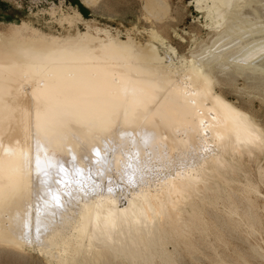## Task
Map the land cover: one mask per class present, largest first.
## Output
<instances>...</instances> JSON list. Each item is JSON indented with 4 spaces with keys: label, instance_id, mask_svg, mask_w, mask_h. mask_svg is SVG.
Returning <instances> with one entry per match:
<instances>
[{
    "label": "bare ground",
    "instance_id": "bare-ground-1",
    "mask_svg": "<svg viewBox=\"0 0 264 264\" xmlns=\"http://www.w3.org/2000/svg\"><path fill=\"white\" fill-rule=\"evenodd\" d=\"M205 8L216 21L213 29L219 35L216 39L214 37L209 47L204 46L205 53H201L202 57L198 55L199 53L195 56L191 55V59L183 57L179 67H175L176 63L173 61L165 63L162 56L147 51L150 49L147 44L145 48L148 49L142 51V48L134 47L133 42L125 43L123 40L118 44L121 49L126 46L124 49L127 51L122 52L118 49L120 52H115L111 48L115 41L103 40L104 38L102 39L98 34L100 31L98 33L90 29L84 31L85 33L78 31L74 20L69 17L59 21L64 28L60 35L39 30L46 41L54 43L53 46L50 44L47 47L46 44L45 48L42 46L41 49L35 47L26 50L22 46L18 48L19 44L15 46L17 48H11L0 43V222L5 221L4 216L7 212L12 214L9 225L6 224L7 222L5 225L0 224V246L12 244L15 247L17 245L16 248L19 249L24 245L22 235L25 232L21 226L25 227L29 224L31 210L28 209L31 205L29 202L31 192L34 196L32 197L36 220L37 216L44 214L46 217L45 214L49 215L59 208L52 200V196L64 194L68 182L66 178L57 177L59 175L55 174L57 176H54L53 181L58 188L52 194H48L44 182L45 174L42 173L44 169L52 166L49 164L47 167L45 163L38 164L37 161L46 158L55 161L54 163L60 162L65 171H70L67 159L70 154L76 153L77 168L81 170L82 177L87 179L89 163L96 158V155L95 152L87 153L88 155L85 153L90 160L84 158L85 154L82 155L84 148L99 149L101 159H96L104 164L107 162L106 159H110L109 156L105 158L110 147L115 151L107 163L117 159L121 145L131 146L130 143H125L127 138L128 142L134 141L132 143L137 145L136 140L142 137L139 141L142 142L140 145L147 142L155 143L159 148L157 151H160L162 156L165 151L169 155L177 151L179 155L188 158L190 163L192 162L191 165L184 167L185 169L182 167V170H178L159 189L151 190V187L146 190L140 188L141 191L134 190L124 206H121L113 191L105 190L106 194H96L95 197L85 195L86 199L81 200L71 216L68 215L66 219L62 217L70 224L69 228L66 227L69 232L64 231L62 225L51 228L53 231L50 230L49 234L47 231L44 232L45 235L42 233L44 236L40 232L38 235H41L42 238L39 239H42V243L39 246L43 247L41 249L46 254L58 250L64 264H90L96 259H100L99 262L102 264H112V262L114 264H177L174 255L164 249L165 242L171 240L177 243L181 240L187 243L193 239L194 223L199 221L195 217L191 224H183V228L177 229L166 225L173 196L184 192H189L192 196L199 194L206 196L207 193H219L225 190V183L221 181L224 166H228L235 158L255 159L264 150V127L261 123L252 114L230 102L222 92L216 91V87L223 83L219 77L231 73L249 80L246 82H260L264 85V62L259 60L260 52L258 53L264 49V0H207ZM27 43L30 45L28 40ZM118 44L115 45L118 47ZM131 48L132 51L128 50ZM153 49L155 50L154 47ZM206 53L208 55L203 58V54ZM133 55L137 58L139 55L138 61H143L147 57L152 58L147 62L145 60L146 66L140 64L145 66V70L141 72L131 66L133 72L127 63L118 68L117 59L125 60ZM129 58L133 60L132 57ZM132 64L135 66L137 63L132 62ZM26 82L29 83L28 86ZM24 84L28 88L25 89ZM251 89L256 90V88ZM108 107L113 111H109V114L104 111L103 114L104 108ZM100 112L101 115H107V118L102 117L106 120V125L103 124L105 120L102 121L103 119L98 115ZM74 113L81 116L85 114L87 120L94 117L92 114L95 115L94 118H99L98 121L93 119L89 123L85 117H77ZM115 125L117 128L113 129ZM129 134L131 136L133 134V138ZM108 139L107 143L110 147L106 149L105 140ZM155 144H152L153 147ZM211 146L213 149L209 151ZM204 152L206 157L202 155ZM194 155L199 156V160H194ZM200 156L203 158L200 159ZM130 158L128 159L131 160ZM100 164L96 163L95 168L93 167L96 175L101 174V169L104 168ZM99 165L102 167L101 171L98 169ZM104 176L106 179L110 178ZM56 181L61 183L58 184ZM75 183L74 185H78ZM251 189L253 196L254 194L264 196L259 191L261 188L251 187ZM212 195L216 197L215 194ZM238 196L231 190L225 196L227 200L225 208L234 213L232 207L236 205L240 207L244 198V202L248 203L245 213L248 221L253 222L257 217L259 218L257 212L259 206L254 203L255 200L250 197L245 198L246 195L245 197L240 195L242 198ZM18 198L23 200L20 201ZM74 201L73 203L76 204ZM27 206H29L26 209L28 211H25ZM12 207L16 210L15 213L9 209ZM60 208L65 207L63 208L62 205ZM214 215L207 220L208 223H212L215 227L222 223L223 226H227L228 222L220 223L221 220ZM1 217L5 219L2 220ZM45 220L47 221L48 218ZM248 221L243 222L244 226H247ZM36 222L35 225L39 221ZM62 222L63 220L60 224ZM39 225H36V228ZM2 226L8 231L2 232ZM28 226L25 231L28 230ZM231 228L234 230L233 227ZM221 231L224 232V229L221 228ZM225 232L227 233L226 230ZM44 245H48L50 249ZM261 249L256 243L250 248L257 259L264 260ZM156 256H159L158 263L155 260Z\"/></svg>",
    "mask_w": 264,
    "mask_h": 264
},
{
    "label": "rangeland",
    "instance_id": "rangeland-1",
    "mask_svg": "<svg viewBox=\"0 0 264 264\" xmlns=\"http://www.w3.org/2000/svg\"><path fill=\"white\" fill-rule=\"evenodd\" d=\"M206 1L207 0H0V38H1L0 43L4 45H8L11 48L12 47L14 48L17 44H19V46L17 45L18 48H21L22 46L23 48L25 47L26 50L27 48L35 49V47L39 49L42 46H43L42 48H45L46 44L47 47H49L50 44L51 46H53L54 43L46 41L45 38L41 35V32L39 30L45 33H48L50 31L55 35H60L64 31V28L62 25L59 24V21L63 18L69 17L74 20L76 24L75 25L76 29L82 33L87 32L88 29H90L94 33H98L100 31L98 34L102 39L104 38L103 40H112L113 42L118 41L117 43L114 42L111 45L112 46L111 48L115 52H120L118 51V49L122 50V52L124 50L127 51V49H124L126 48V46L123 47V49H121L122 47H120L118 44V43H122L123 40L125 43L133 42L134 47H138L139 49L142 48V51L143 49H146L145 46L148 45V48L150 47V49L147 50L148 49L147 48L146 49L147 51H151L150 53L152 52L156 53V55L160 57L162 56L165 63L173 61V63H176L175 67H179V64L181 65V63L183 62L182 60L183 57H185L186 59H191L192 58L191 55L195 56L198 53H199L198 55L202 57L201 53H205L203 52L205 47H209L212 44L210 42L214 40V37L216 39L219 35L213 29L216 21L211 18L210 14L208 13V10L205 8ZM259 14H262V12H259ZM108 33H110V35ZM27 40L30 43V45L27 43ZM115 44H118V47ZM151 44L152 45L154 44L153 47L155 48V50L153 49ZM128 50L132 51L133 49L131 48ZM156 50L157 52H155ZM258 53L260 54L259 60L261 62L262 61L264 62V56H263L264 49L258 51ZM207 55H208L207 53L203 54V58ZM129 57H132L133 60H130L131 58ZM129 57H128L129 60L128 58H126L125 60L122 59L116 60L118 61L119 69L122 67V64L127 63L129 67L132 66L133 68H135L134 70L136 71L139 70L141 72V70L142 71L145 70V66H146L145 60L147 62L152 58V57L144 58L143 60L144 62H143V61H138L140 60L139 55L138 58L137 56L134 55ZM132 62L135 64L137 63L136 65L134 64L136 67L133 66ZM140 64L142 65L144 64L145 66L143 67ZM132 67L130 69L134 72ZM123 78L124 77H122V79ZM219 80H221L223 83L216 87V91L222 92L230 102L236 104L237 106L243 108L244 110L252 114L264 127V85L260 82L259 83L246 82L249 80L244 79V77L243 78L239 77L233 73L225 77L221 76V78L219 77ZM26 85L28 86L29 83H27ZM26 85L24 84L25 89L28 88L26 87ZM251 88L254 89L256 88V90H253ZM255 91H258L259 93ZM107 109L104 108V110L102 111L103 114L104 111L106 114H109L111 111H113L110 108L108 109V111H106ZM102 112H100V114L98 115L101 116V118L102 117L104 118V116L106 117L107 115H101ZM74 115H76L77 117L81 116L78 115L77 113H74ZM82 116L85 117V114ZM88 116L91 117V115ZM92 116L95 117L94 114H92ZM94 117H91L92 119L90 118V120L96 119ZM97 119L96 121H98ZM85 120L90 123V120H87L86 117ZM104 120L105 119H103L102 121ZM104 123L106 125V120L105 122H103V124ZM110 126H112V124H110ZM116 128L117 126L115 125L113 129ZM129 136L133 138L132 137L133 134L132 136L131 134H129ZM141 138L142 137H140L139 139L138 137L137 139L138 142L136 140L138 146L132 143L134 141L128 142L127 141L128 138H127L126 142L125 141L124 142L127 144L130 143L131 146H129V144L126 145L125 143H123L125 145L124 146L121 145V147L118 149V152L116 151L118 153L117 159L109 163L107 162L110 161V159L113 157L112 154L114 153L115 150L114 151L111 150L112 148L109 146L110 144L107 143V141L109 142V139L105 140L106 142L105 141L104 142L106 144L105 145L106 149L107 147H110V150H108L106 153L107 155L105 154V158L109 156L110 159L109 160L106 159L107 162L102 164L103 162H101V160L96 159V158H100L101 155L99 157L95 156L96 158L91 160L90 162L92 165H90L89 163L90 169L88 168L89 174L87 179L85 177L84 178L82 177L81 170L77 168L78 163H77V155H75L76 153L70 154L69 157L70 159L69 158L67 159L68 169H70V171L64 170L63 172H60V166H61L60 162L59 164L58 162H56L57 163L56 164L54 163L55 161H50L46 158H42L43 160L41 159L39 163H45L46 165H48L47 167H49V164L52 166L50 168H47L46 170L44 169L43 170L44 172L42 173L45 174L44 182L47 185L46 191L48 194H52L56 190V188H58L54 183L55 181H53L54 176L56 177L57 175H59L57 177L60 178L64 177L68 182L65 186L66 189L64 188L65 189L64 194L62 193L61 195H59L60 205L61 206L63 205V208L64 207L65 208L61 209L59 206L60 209L58 208L56 211H52L51 212L52 215L49 213V215L45 214L46 217H44V214H41L40 217L37 216L38 218L36 220V212L34 208L35 205L33 202L34 196L31 192V194L29 195L30 198L29 202L32 205V207L30 205L31 209L29 208V206L25 208V211L31 210L30 211L31 215H29L28 218L29 226L27 225L29 228L28 230L26 229L27 231H25V228L27 227L26 226L23 227L22 225L21 228H24L25 233H23V235L19 234L22 235L24 247L23 246L20 247L18 246V247L19 249L23 248V250L17 249L16 248L17 245L15 247V245L12 244L0 246V264H64L63 259H61L58 254V250H53L54 252L52 251L50 254H46V252L41 249L43 247L39 246V244L42 243L41 242L42 239H39V237L41 235L44 236L46 231L47 234H49L51 228L54 229L53 227L56 228L63 226L62 229L64 228V231L69 232V229L67 228L70 227V224L65 222L66 221L65 217H69L68 215L71 216L72 213L75 210H77L79 204L82 202L81 200L84 201V199H86L85 195H87V197L89 195H91L90 197H95L100 194H104V193L106 194L107 192H109V188H111V191L114 192V195L117 196L118 201H120L119 203L121 204V206H124L128 202L127 199H129L130 196L136 190L141 191L142 188H143L142 190H146L151 187H152L151 190L159 189L160 186L164 182H166V180L170 179V177H173L178 170H180L182 167L183 169H185L186 167H189L191 165L192 162L190 163L188 158L179 155L177 151H176L177 154L172 153V155H169V153H166L165 151L166 154L164 153L162 156L160 151H157L159 150V148L155 143H150V142H147V144L143 143L144 146L149 145L147 147L146 146L144 147L143 144L140 145L142 143V142L139 143ZM152 144H155L156 147L155 146L153 147ZM150 145H152V147ZM135 146H137L138 148ZM140 147L141 149H139ZM125 148L128 149V151H126ZM210 148L208 150L212 151L213 149L212 146ZM84 149L82 155L85 153L94 154L95 152V150H93L94 148L92 149L90 148L89 149L90 151L88 150V147ZM137 150H140L141 152ZM151 150H153V152ZM136 151L139 154L136 153ZM155 151L159 152L160 154L158 153L157 155V152ZM123 152H125V157H123L124 156ZM131 153L133 154V156H131L132 155ZM86 154L83 155L84 158L87 157L89 158V156H87L88 154L87 155ZM128 154H130V156ZM202 155L206 157L205 152L204 154L202 153ZM193 157H195L194 160H199L198 159L199 156L194 155ZM128 158H130L131 160H129ZM201 158L203 157L200 156V159ZM124 160L126 162H124ZM94 162H96L97 164L101 163L100 165H102V167L104 168L101 169L102 167L99 165L100 168L98 169L99 170L101 169L102 172H104V174H102L101 172V174L96 175L93 172L96 165V163ZM93 163L95 164L94 166ZM120 165L123 166L121 167ZM178 166H180V168ZM105 167L107 170L105 169ZM75 169L79 170L80 172L79 171H78L79 173L76 172L77 170ZM105 170L107 171V173ZM71 172H72V176H70ZM221 173L223 176L221 181L225 183L224 186L225 190L219 193H211V194L207 193L206 196L204 194L192 196V194H190L189 192H184L183 194L180 195L175 194L173 196V204L170 207V214L168 216V220L166 221V225H170L173 227V229H177V228H183L182 227L183 224H187V225L191 224L195 217L199 221V223L198 222L194 223V228H192L193 239H191L187 243H184L181 240L177 241V243L171 240H167L165 242L164 249L171 252L172 255H174L177 264H264V260L257 259L256 256H254L255 253H253V251L250 250L251 246L253 244L255 245V243L256 246L260 245V247L264 250V211H263L264 199H262L264 198V196H262L264 195V184H263L264 150L261 151L257 156V158L255 157V159L243 158L240 160L238 158L237 159L235 158L231 160L228 166H224ZM104 175H106L107 178L109 177L110 178L106 179ZM75 181H77V183H75ZM74 183L78 185H74ZM145 185H148L149 187L146 188L147 186ZM251 187L256 189L258 187L261 188L259 189V191L262 193L261 195L262 197L258 195L255 196V194L253 196V193L251 194L252 192ZM71 188L74 190V192ZM81 188L83 189L81 190ZM105 190L107 192H105ZM231 190H233L239 196L242 195L243 197H245L246 195L245 198L250 197L251 199L255 200L254 203H256L257 207L259 206L258 207L259 209L257 210L259 218L257 217L256 220L253 222L248 221V219L245 217L246 210L248 209L247 207L248 203L244 202L245 201L244 198H243V204L240 205V207L237 205L232 207L234 213L229 212L225 208V204H227L226 203L227 200L225 199V196H227V194ZM31 191H33V189ZM65 191H67V193ZM98 191L100 192L98 193ZM212 194H215L216 197H214V195ZM77 195L78 197H76ZM251 195L253 196V198ZM19 196L21 198V194H19ZM22 200L23 198L20 201ZM69 200L70 202L72 201L71 203L73 205L69 202ZM74 200L76 201L77 206L75 203H73ZM236 200L238 199L236 198ZM61 202H63V204ZM68 202L70 203V205H72V207L68 205L69 204ZM65 204L66 206H64ZM13 207L9 209H11V211L13 210L15 213L16 210H14ZM67 207L68 208L71 207V209L70 208L68 209ZM65 209L67 210L66 211L67 213L65 212ZM64 213L66 214L64 215ZM214 213L218 217V219L221 220V222L219 221L220 223L228 222L230 226L227 224V226L225 227L223 226L224 224L222 223L220 225H222L223 227H221L220 225L218 227H215V225H213L212 223L211 224L208 223L207 220L211 219ZM17 214L19 213L17 212ZM11 216L12 214L7 212L4 216L6 219L3 217L5 221L1 217L3 220L2 222L4 224L2 222H0V224L5 225V223L7 222L6 224L9 225L8 222H9V218H12ZM62 217H64L65 219H63ZM39 218H41L40 219L41 221L39 220ZM47 218L48 220L46 221L45 219ZM61 220H63L62 224H60ZM36 221L40 222V223L38 222V224L36 225L40 224L42 226L39 227L40 226L39 225L38 226L39 228L38 227L36 228L35 225V223H37ZM245 221H248L247 226H244L243 222ZM220 227L224 229V232L221 231ZM231 227H233L234 230H232ZM4 229H3L4 231L2 230V232L8 231V229L5 226ZM225 230L227 231V233L225 232ZM52 231L53 230H51L50 232ZM214 231H216L217 233ZM40 232L41 235H38L40 234ZM229 232H231L232 235H229L231 234ZM247 232H249V234ZM250 232L252 233L250 234ZM20 233L22 232L20 231ZM224 233H226L227 235L226 234L224 235ZM254 233L257 235L255 236ZM14 234L17 236L16 233ZM189 244H194V245H189ZM44 246L50 249L48 245H44ZM262 249L260 252L264 253ZM155 260L158 263L159 256H156ZM97 261L99 262L100 259L92 260L90 264H102V262L97 263ZM112 264H114V262H112Z\"/></svg>",
    "mask_w": 264,
    "mask_h": 264
},
{
    "label": "snow or ice",
    "instance_id": "snow-or-ice-1",
    "mask_svg": "<svg viewBox=\"0 0 264 264\" xmlns=\"http://www.w3.org/2000/svg\"><path fill=\"white\" fill-rule=\"evenodd\" d=\"M95 155H96L97 157L100 156V150H99V149H96V150H95ZM105 162H106V161H105ZM37 163L39 164L38 161H37ZM63 171H64V168H63V165H61V166H60V172H63ZM56 183L59 184V183H61V182H60V181H56ZM50 191H51V189H50ZM109 191H111V189H109ZM52 200L55 201L57 207L61 206V205H60V196H59L58 194L53 195V196H52ZM26 226H27V225H26ZM37 230H39V229H37Z\"/></svg>",
    "mask_w": 264,
    "mask_h": 264
}]
</instances>
